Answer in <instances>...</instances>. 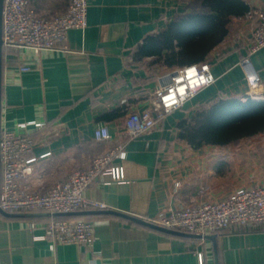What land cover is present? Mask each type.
<instances>
[{
  "label": "crops",
  "instance_id": "obj_1",
  "mask_svg": "<svg viewBox=\"0 0 264 264\" xmlns=\"http://www.w3.org/2000/svg\"><path fill=\"white\" fill-rule=\"evenodd\" d=\"M87 1L86 26L70 29L54 49L35 53L2 46L0 132H26L36 140L26 183L32 190L46 191L123 142L125 157L112 161L121 178L95 179L84 195L105 207H86L81 215L0 211V264H199L198 252L203 264H264V223L193 236L148 221L184 205L224 198L240 186L264 184V132L224 145H193L180 137L181 122L192 120L213 100L246 96L238 61L250 40L251 23L232 16L228 33L206 55L214 83L166 113L148 132L128 139L121 130L127 110L149 107L154 90L176 68L142 47L187 11L190 0ZM243 1L264 7V0ZM67 3L29 0L40 15L59 14ZM250 60L263 90V98L255 100H264V47ZM22 65L29 69L21 70ZM123 107L124 114L111 115ZM27 121L45 125L18 128ZM101 125L107 126L109 141H95ZM66 217L94 223L91 248L74 243L51 248L46 239L35 238L44 234L51 218ZM30 222L36 226L30 228Z\"/></svg>",
  "mask_w": 264,
  "mask_h": 264
},
{
  "label": "built area",
  "instance_id": "obj_2",
  "mask_svg": "<svg viewBox=\"0 0 264 264\" xmlns=\"http://www.w3.org/2000/svg\"><path fill=\"white\" fill-rule=\"evenodd\" d=\"M87 7V0H68L61 13L40 15L30 6L29 0H3L2 46L15 50L28 49L35 53L54 49L58 43L66 41L70 29H83L86 26ZM242 16L251 23L252 31L238 65L246 82V96L262 99V84L250 55L264 47V7L248 6ZM20 69L27 70L29 66L22 65ZM192 69L195 71L191 72ZM215 80L206 60L172 69L169 80L154 90L149 107L127 110L121 130L128 139L143 135L154 128L166 113L181 106L185 100ZM44 125V122L38 121L17 124L20 129L27 126L39 129ZM110 137L105 125L94 131L97 142L109 141ZM35 145L36 140L29 133L1 130L0 210L24 213L40 211L52 215L79 211L90 206L105 207L102 202L86 197L84 191L95 179L106 175L120 180L119 170L112 161L116 157H125L123 142L95 156L89 167L72 171L65 179L53 183L44 192L32 190L26 184L33 171L32 155ZM148 221L164 228L200 236L224 229L260 225L264 223V184L240 186L224 198L184 205ZM29 226L34 228L36 225L30 222ZM35 238L46 239L51 248L56 244L69 243L91 248L95 240L94 223L82 218H51L44 225V234ZM197 255L199 264H203L202 253L198 252Z\"/></svg>",
  "mask_w": 264,
  "mask_h": 264
},
{
  "label": "trees",
  "instance_id": "obj_3",
  "mask_svg": "<svg viewBox=\"0 0 264 264\" xmlns=\"http://www.w3.org/2000/svg\"><path fill=\"white\" fill-rule=\"evenodd\" d=\"M189 2L187 11H181L164 30L149 38L142 47L144 52H153L170 67L204 61L209 51L228 33L230 18L242 16L248 10L243 0ZM124 113L123 107L111 115ZM180 128V137L193 145H224L250 137L264 132V100L249 96L221 97L213 100L207 108L198 110L189 122H181ZM256 226L259 225L246 229Z\"/></svg>",
  "mask_w": 264,
  "mask_h": 264
},
{
  "label": "water",
  "instance_id": "obj_4",
  "mask_svg": "<svg viewBox=\"0 0 264 264\" xmlns=\"http://www.w3.org/2000/svg\"><path fill=\"white\" fill-rule=\"evenodd\" d=\"M2 5H3V0H0V85H1V50H2V39H1V28H2V16H1V11H2ZM3 214L5 215H14V216H17V215H24V214H11V213H7L6 211H3V210H0ZM85 212L87 211H73V212H65V213H54L52 215H81V214H84ZM48 215H50L49 213H46ZM26 215H30L29 214H26ZM143 222V221H142ZM193 236H200V235H193ZM215 256H216V253H215Z\"/></svg>",
  "mask_w": 264,
  "mask_h": 264
},
{
  "label": "clouds",
  "instance_id": "obj_5",
  "mask_svg": "<svg viewBox=\"0 0 264 264\" xmlns=\"http://www.w3.org/2000/svg\"><path fill=\"white\" fill-rule=\"evenodd\" d=\"M194 71H195V69H192V70H191V72H194ZM191 72H190V74H191Z\"/></svg>",
  "mask_w": 264,
  "mask_h": 264
}]
</instances>
